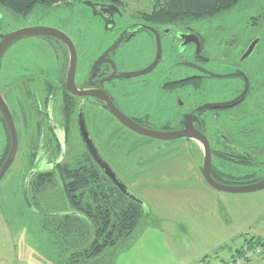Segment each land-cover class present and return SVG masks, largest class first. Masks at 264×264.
Masks as SVG:
<instances>
[{"label": "flooded vegetation", "instance_id": "af4514ba", "mask_svg": "<svg viewBox=\"0 0 264 264\" xmlns=\"http://www.w3.org/2000/svg\"><path fill=\"white\" fill-rule=\"evenodd\" d=\"M252 1L243 4L249 8ZM93 4L98 5L95 11L102 16H95L93 8L85 1L63 2L40 9L58 10L56 18L54 14L39 10L27 17H16L20 26L12 31H0L1 42L2 35L20 29L52 28L71 39L77 56L73 81L69 79L71 49L54 36L34 35L19 39L11 43L0 60V98L17 131V155L23 148L25 164L21 170L28 176V187L30 181L37 179L35 191H32L37 207L55 208L58 217H65L69 213L66 210L69 203L61 176L68 175L74 166L85 163L93 174L98 171L99 177L100 173L104 174L89 151L84 135L89 136L111 168L110 161L120 156L128 144L155 152L162 147L156 142L174 143L172 148L184 141L203 157V147L194 139L183 137L164 141L133 131L108 110L104 99L110 100L117 111L152 133H179L187 128L191 135H194L193 129L205 135L212 150V170L219 182L223 181L228 170L232 172L230 175L264 172V27L260 36L253 31L263 19L264 6L260 18L250 23L252 32L247 35V41L243 43L238 38L224 43V39L219 42L217 36L226 33L228 28L214 26V31L208 24L200 23L204 20L165 26L143 22L139 16L128 14L122 5ZM75 5L89 8V13L100 25H105L107 20L110 22L111 18L116 23L113 29H106L111 34L102 38L90 63V56L86 57V65H82L83 49L60 24L63 10H73ZM109 5L118 7L119 12L112 16L113 10L105 7ZM237 12L242 11L237 9ZM215 18L217 16L205 20ZM210 22L212 25L213 21ZM140 26L150 27L152 31L138 30ZM126 29L129 31L126 39L93 70L96 62ZM158 37L162 54L154 68L141 76H124L145 71L154 64ZM29 44H34L35 49L46 48L51 56L31 57L30 53L27 58H18L14 80L10 81L8 76L11 74L3 75L7 52L14 47L16 53H23ZM251 48L254 50L248 54ZM229 50L237 54H229ZM141 53L144 54L141 56ZM134 54L140 58L129 65L126 58ZM89 92L90 95H84ZM108 131L110 134L106 135ZM12 141L9 123L0 106V146L3 145L0 169L10 155ZM21 142H24L23 146ZM214 160L217 161L215 165ZM48 179L55 180L56 185L46 187L47 191L41 194L36 193L38 184ZM262 181L264 178H246L245 181L231 182L244 185L230 186ZM81 201L83 198L76 199V203Z\"/></svg>", "mask_w": 264, "mask_h": 264}, {"label": "rangeland", "instance_id": "374dc122", "mask_svg": "<svg viewBox=\"0 0 264 264\" xmlns=\"http://www.w3.org/2000/svg\"><path fill=\"white\" fill-rule=\"evenodd\" d=\"M151 4V0H124L122 6L128 14L150 16L153 14ZM79 6L75 5L73 10L64 9L60 24L83 49L82 65H86V57L90 56V63L96 56V49L102 38L111 33L89 13V8ZM262 6V0H253L249 8L242 3L237 8L242 12L234 9L222 13L214 20H204L200 23L208 24L214 31V26L228 28L226 33L218 34L219 42L221 38L224 43L240 38L244 43L248 39L247 35L252 32L250 23L260 18ZM41 11L49 12V15L54 14L56 18L55 13L58 10L39 12ZM3 16L0 31L8 32L20 26L13 14L5 12ZM210 21H213L212 25ZM256 27L253 29L255 34H263L264 16ZM33 45H27L23 53H16L14 47L7 52L3 60V75L11 74L12 76H8L10 81L14 80L16 62L20 60L18 58H27L30 53L31 57L51 56L46 48L35 49ZM228 52L237 54L232 53V50ZM142 54L144 53L140 55ZM140 55L134 54L126 58L127 63L131 65ZM0 76L2 77V74ZM105 134L109 135L110 132ZM23 144L24 142H21L22 146ZM155 144L162 146L159 151L147 152L128 144L120 156L117 155L110 161L115 174L127 186L131 195L143 202L145 216L135 232V242L129 248L120 246L109 249L85 264H132L134 257L149 261L151 254L144 250L171 247L181 249L183 261L187 264H227L237 250L215 253L221 242L228 240L226 244L237 246L245 239L247 248L259 237H262L264 242V190L250 194L208 192L212 188L206 184L200 173L203 157L199 155L197 160V152L191 144L180 141L172 148L170 147L175 145L174 143ZM2 150L3 145L0 146V153ZM22 150L23 148L19 150L14 166L0 182V264H69L71 254L77 249L73 247V241L79 239L78 234L75 238L63 236L55 230L52 216H49L50 211L56 209L37 207L32 192L27 189L28 176L21 170L25 164ZM216 162L214 160V165ZM226 172L227 177L224 176L223 181L219 183L264 178V172L259 175H249V172L230 175V170ZM228 197L229 200H242L244 204L228 203V210L225 208ZM241 206L250 210L240 212L239 209H243L239 208ZM224 209L227 212V220ZM242 213L245 215H241ZM258 213L263 215L262 218L252 224ZM221 217L225 223L229 221V229H226ZM240 235H243V239L239 240ZM259 260V264H264V258ZM71 264L75 263L71 261Z\"/></svg>", "mask_w": 264, "mask_h": 264}, {"label": "trees", "instance_id": "16d2710c", "mask_svg": "<svg viewBox=\"0 0 264 264\" xmlns=\"http://www.w3.org/2000/svg\"><path fill=\"white\" fill-rule=\"evenodd\" d=\"M101 2L123 5L124 0H0L2 15L9 12L21 18L35 13L37 10L51 8L63 2ZM153 14L139 16L146 23L165 26L188 21L205 20L216 17L224 12L237 8L240 4L250 0H151ZM1 25V20H0ZM93 167H97L93 165ZM94 172L88 163L71 168L68 175H62L69 213L65 217H58L56 210L50 211L55 230L63 236H75L73 247L77 248L71 254L70 263L85 264L103 255L107 250L120 246L129 248L135 242V232L144 219L142 204L127 198L103 174ZM216 181V173L212 170ZM100 178V181H98ZM98 187L95 188V185ZM55 180L41 181L38 192L47 191L46 187L55 186ZM227 185H244L227 183ZM37 179L30 181L29 191H35ZM33 194V193H32ZM76 203V199L80 201ZM82 204V205H81ZM33 205V204H32ZM42 209V208H41ZM69 209V210H68ZM70 238V237H69ZM85 260L84 262H80Z\"/></svg>", "mask_w": 264, "mask_h": 264}, {"label": "water", "instance_id": "95a60500", "mask_svg": "<svg viewBox=\"0 0 264 264\" xmlns=\"http://www.w3.org/2000/svg\"><path fill=\"white\" fill-rule=\"evenodd\" d=\"M85 4L87 6L93 8V12H94L95 16H97V15L102 16V14H98L95 11L96 7L98 5L96 6V4H93L92 1H85ZM105 7L113 10L112 16L115 13L119 12L118 7H116L115 5H109V6H105ZM2 19H3V15L0 12V20H2ZM105 25H106L107 30H111V29H113V27H115L116 23H115L114 19L111 18L110 22L108 20L105 22ZM109 26H112V28H110ZM138 30H150V31H152V29L150 27H147V26H140V29L138 28ZM128 32L129 31L126 29L118 37V39L111 45V47L106 51V53L96 62L93 70H95L101 64V60H103V58L105 56L109 55V53L114 51L126 39V36H127L126 34H128ZM34 35L54 36V37L61 39L62 41H64L69 46V48L71 49V52H72V68H71V71L69 74V79L71 81H73L75 78V64L77 62V56H76L74 44L66 34L59 32V31L52 29V28H47V27L25 28V29H20V30L13 31L11 33L2 35L1 36L2 40L0 42V60H1L2 56L5 54L6 50L11 45V43H13L19 39L26 38L28 36H34ZM157 40H158L157 41L158 50H157V56H156L154 64L145 71L137 72V73H131V74H125L124 76H127V77L141 76V75L151 71L154 68V66L157 64V62L159 61L161 54H162L161 53L162 52L161 40L159 37L157 38ZM253 50L254 49L251 48L248 51V54L252 53ZM90 94L91 93L89 92V93H85L84 95L88 96ZM104 100L108 104L107 108L109 111H111L115 116H117V118H119L126 126H128L130 129H132L133 131H135L141 135L160 139V140H164V141H172V140H175L178 138L188 137L189 139H194L195 141L200 143L203 147V150H202L203 151V162L201 165L200 173H201L204 181L206 182V184L209 187H211L212 189H214L218 192L231 193V194H250V193H255V192H259L261 190H264V181H262L260 183L252 184V185H245V186L224 185V184H221L218 181H216L212 175L213 156H212L211 146H210L207 138L205 137V135L195 131V129H193L194 133H192L194 135H191L190 130L187 128H185L182 132H179V133H162V134L161 133H152V132L147 131L144 128L138 126L134 121H132L126 115L117 111L113 107V105H111L112 103L110 100L109 101H108V99H104ZM3 103L4 102H3L2 98H0V106L3 109V111L5 112V116L7 118V121L9 123V127H10L11 132H12L13 141H12V148H11L10 155H9L8 159L6 160L5 164L3 165V167L0 169V182L3 179V177L6 175L7 171L11 167V165L13 164V162L16 158L18 146H19L17 131L15 129L13 120H12L11 116L9 115L10 114L9 111H8L9 114L6 112V109L4 108ZM206 108H208V107H206ZM192 136H194V137H192ZM84 140H85L87 147L89 148V151L91 152L94 160L97 162L99 167L103 170L106 177L129 199L133 200L136 203H140L143 205V202H141L135 196L131 195L127 186L115 174L113 169L108 165V163L99 154L98 150L96 149V147L94 146V144L90 140L89 136L84 135ZM197 160H198V154H197ZM28 188L29 187L27 185V189ZM27 192L28 191H26V195H27ZM27 201H28V198H27Z\"/></svg>", "mask_w": 264, "mask_h": 264}, {"label": "crops", "instance_id": "0c3cea01", "mask_svg": "<svg viewBox=\"0 0 264 264\" xmlns=\"http://www.w3.org/2000/svg\"><path fill=\"white\" fill-rule=\"evenodd\" d=\"M209 190H211V191H208V192H218V191H213L214 189H209ZM229 198L230 197H228V199H227L228 202H225L227 200L224 201L226 204L225 208H227V209H228V206H227L228 203L232 204V202H237V204L238 203H240L242 205L244 204L242 202V200H239V199H234V200L230 199L229 200ZM239 208H243V209H239L240 212H242L244 210H250V209H247L245 206H241ZM224 213L226 214L225 219L227 220L228 216H227V212L225 209H224ZM249 214H250V211H249ZM241 215H245V214L242 213ZM262 216H263L262 214L258 213L257 216H255L252 224L257 223L256 221L258 219H261ZM221 219H222L223 223L226 225V229H229V221H227L225 223V221L222 217H221ZM246 219H247V217H246ZM235 222L240 223L237 220H235ZM240 239H243V235L239 236V240ZM161 241H163V240H161ZM227 241L228 240H225V242H221V244L218 246L219 248L216 250L215 253H220L221 251H224V250H228L230 252L237 250V253L232 257V259L229 262L244 258V260L241 261L239 264H259L260 263L259 259L264 258V242H263L262 237H259L256 240V242L251 243V245L248 248H247V241L245 239H243V242L239 243L237 246L226 244ZM250 248H253L254 250L251 251ZM144 251L147 254H151L150 260L146 261L142 257H140V258L134 257L132 264H187L186 261L185 262L183 261L184 260L182 258L183 253H182L181 249H179V248H172L171 247V248L156 249V250H144ZM206 255H208V254H206Z\"/></svg>", "mask_w": 264, "mask_h": 264}, {"label": "built area", "instance_id": "2783aa9c", "mask_svg": "<svg viewBox=\"0 0 264 264\" xmlns=\"http://www.w3.org/2000/svg\"><path fill=\"white\" fill-rule=\"evenodd\" d=\"M244 260V258H241V259H239V260H236V261H232V262H229V263H227V264H239L241 261H243Z\"/></svg>", "mask_w": 264, "mask_h": 264}]
</instances>
